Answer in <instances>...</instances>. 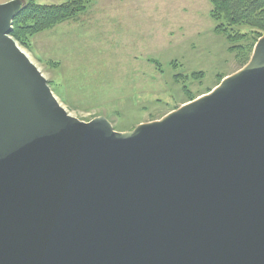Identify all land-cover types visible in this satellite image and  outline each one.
Listing matches in <instances>:
<instances>
[{
    "label": "water",
    "instance_id": "1",
    "mask_svg": "<svg viewBox=\"0 0 264 264\" xmlns=\"http://www.w3.org/2000/svg\"><path fill=\"white\" fill-rule=\"evenodd\" d=\"M0 4V264H264V34L160 120L83 122Z\"/></svg>",
    "mask_w": 264,
    "mask_h": 264
},
{
    "label": "rangeland",
    "instance_id": "2",
    "mask_svg": "<svg viewBox=\"0 0 264 264\" xmlns=\"http://www.w3.org/2000/svg\"><path fill=\"white\" fill-rule=\"evenodd\" d=\"M18 1L24 6L28 0ZM91 5L78 24L62 22L29 38L27 47L16 43L70 116L83 122L103 117L116 132L160 120L209 93L253 52H245L247 38L231 44L215 32L208 0H171L169 8L166 0ZM232 45L240 49L230 51Z\"/></svg>",
    "mask_w": 264,
    "mask_h": 264
},
{
    "label": "trees",
    "instance_id": "3",
    "mask_svg": "<svg viewBox=\"0 0 264 264\" xmlns=\"http://www.w3.org/2000/svg\"><path fill=\"white\" fill-rule=\"evenodd\" d=\"M208 2L211 6L210 17L216 23L215 32L223 34L231 44L247 38L248 43L244 48L248 56L258 38L264 34V0ZM91 4L92 0H65L60 4H38L35 0H28L15 16L10 36L21 47H27L32 36L48 31L65 21L76 22ZM241 27H248L249 33H241ZM239 49L240 46L236 45L229 48L230 51ZM247 60L248 58L245 63Z\"/></svg>",
    "mask_w": 264,
    "mask_h": 264
},
{
    "label": "crops",
    "instance_id": "4",
    "mask_svg": "<svg viewBox=\"0 0 264 264\" xmlns=\"http://www.w3.org/2000/svg\"><path fill=\"white\" fill-rule=\"evenodd\" d=\"M170 2H171V0H166L167 8H169L168 5L170 4ZM92 4H93V0H92ZM91 6H92V5H91ZM91 6H90V7H91ZM90 7H89V9L87 10V12H86L85 14H82V15L79 17V19L75 22V24H78L79 22H81L82 20H84V18H86V17L89 16ZM170 7L173 8V7H174V4H171ZM178 9H181V7L178 8ZM186 9H187L186 7H183V8H182V10H186ZM83 17H84V18H83ZM82 18H83V19H82Z\"/></svg>",
    "mask_w": 264,
    "mask_h": 264
}]
</instances>
